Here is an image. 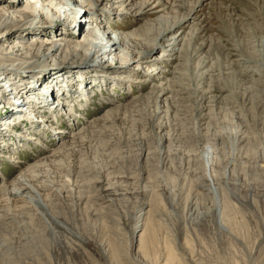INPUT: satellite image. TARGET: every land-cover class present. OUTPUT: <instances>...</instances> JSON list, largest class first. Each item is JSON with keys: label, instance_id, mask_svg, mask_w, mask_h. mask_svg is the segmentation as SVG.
<instances>
[{"label": "rangeland", "instance_id": "rangeland-1", "mask_svg": "<svg viewBox=\"0 0 264 264\" xmlns=\"http://www.w3.org/2000/svg\"><path fill=\"white\" fill-rule=\"evenodd\" d=\"M103 5V33L112 40L139 54L154 42L161 48L153 51L152 64L134 74L95 70L94 87H79L73 97L75 104L81 102L75 116L67 111H75L71 103L56 113L59 94L51 88L47 95L44 78L0 73V89L10 94L13 81L27 82L28 89L36 81L57 120L50 123V116L39 125L31 116L25 129L12 121L14 107L0 94V127L16 129L0 130V188L24 173L28 196L39 198L48 213L78 234L71 240L61 233V241L70 240L66 248L46 250L38 263L257 264L264 217L244 202L255 197L257 187L264 190V180H256L264 172V0H107ZM187 22L168 40L159 37L168 25ZM181 33L182 43L174 48L171 39ZM7 47L15 53L9 43L0 50ZM59 78L64 84L79 81L76 75ZM105 81L111 85L103 88ZM26 93L19 105L33 95ZM60 130L68 136L55 135ZM63 142L70 147L50 163L49 150ZM102 196L111 201H99ZM2 200L0 217L18 210L27 227L5 221L14 236L1 232L0 248L12 239L17 252L32 251L30 237L38 235L33 223L42 219L41 211L31 202L16 209ZM19 256L7 261L15 263Z\"/></svg>", "mask_w": 264, "mask_h": 264}, {"label": "bare ground", "instance_id": "bare-ground-1", "mask_svg": "<svg viewBox=\"0 0 264 264\" xmlns=\"http://www.w3.org/2000/svg\"><path fill=\"white\" fill-rule=\"evenodd\" d=\"M106 1L107 0H31L29 3H23L22 0H0V46L2 44L9 43V45L11 44L13 46L15 51V53L10 52L12 48L9 49L8 47V49L6 48L4 51L0 50V73L5 75L7 72H12L14 75H20L22 72H25L24 74L26 75L20 76L24 78L30 74H37L36 76H38L41 80L44 78L47 83L43 82L44 84L42 86L46 85L49 88H47V95L50 94L51 88L53 89L54 95L59 94V100L61 101V104H59V102L58 107L55 108L56 113L57 111L59 113L62 112V108L60 107H63L64 110V108L68 106V103H71L75 111H70L69 108L67 111L74 114L75 116L78 112L77 108L81 102L75 104L73 102V97H77L79 94V87L86 86L84 87V90L88 89V85H92L94 87L95 84H92V80L94 79L91 74H93L95 70H98L100 73H102V70H106V73L110 71H117L116 69H118L119 73L134 74V72L143 69V66L152 64V53L154 50L160 49L161 44L159 45L157 42H154L153 44L151 43L152 46L150 45L146 51H143L139 54L136 53L135 50L123 47L124 45L122 46V40H112L109 35L103 33L107 22L101 20L100 17L101 15L105 14L104 10L101 8H104L103 4ZM126 13L127 12L125 11H121V14ZM189 22L181 25H168L162 30V32H160L159 37H161V40L163 41L168 40V37L173 35L172 33L179 32V28L183 30L184 27L189 24ZM86 26L87 28L85 29ZM42 27H45L46 29L42 30ZM175 27L178 29H174ZM182 35L183 33L171 39L174 48L182 43V41H179ZM29 39L30 41H28ZM47 39H49V41ZM31 41L32 43L29 45V47L20 48L19 46H16L18 43L28 44ZM245 59H247V57H245ZM12 63L13 65L7 67L8 65L6 64ZM45 70H48V72ZM62 74L71 76L76 75V77H79V81H75V83L64 84V81H62L63 78H59V75ZM113 78L115 81H121L122 79L118 76H114ZM71 79L74 80V78ZM95 79L96 82H98L102 79V77H95ZM51 80H57V83L54 84ZM22 83L23 85L17 86V83L13 81L12 88H14L15 92H12L11 94L8 90H3V88L0 89V94H2V97L5 99V105L14 107L9 116L15 119L11 120L17 121V124L21 123V127L25 129L27 128L26 126L32 122V119L30 118L31 116L36 118L34 121L39 125L44 124L43 122H46L47 118L50 119V116V123L57 121L56 118L52 117L54 116L53 111L48 108V103L50 102L47 99L48 96L45 92H42L41 95L39 94L41 91L38 88L39 85H35L36 81L31 84L29 89L27 82L22 81ZM103 83H105V85H102L103 88L111 85L109 81L107 83L106 81ZM71 87L74 89L76 88L77 90L75 91ZM56 89L59 91H56ZM73 91L74 93H72ZM24 92H27V95L31 92L33 95L28 99L26 98L27 100H25L23 104L19 105L20 102L24 101L22 100V98H24ZM72 94L73 96L71 97ZM8 99H10V101ZM13 99L16 100L15 103ZM64 103L67 105H64ZM67 116L69 118L71 117L69 114ZM9 123H11L10 125L13 124L12 122ZM51 129L54 128L51 127ZM0 130L1 133L3 130L12 132L4 125L0 127ZM15 130L16 129L13 128L12 133H14ZM68 134V132L61 130L58 133H55L57 136L64 135L65 138L68 136ZM72 136H69V138L73 139L76 137ZM25 140L30 143L32 140H34V138H27ZM68 147H70L68 143L63 142L59 149L54 151H50V149L48 153L53 154L47 159H49V161H53L54 156L60 154L65 148L67 150ZM204 155H207V152L204 153ZM26 179L27 178L25 174L21 173L11 183L0 188V196H2V199L7 198L9 204L14 206L12 208L18 209L16 207L18 204H22L23 202H31L39 209V211H41L40 213H42V219L33 223V227L36 228L38 235H35L34 237L31 236V240L27 238L30 240L29 246L32 249V251H29L28 253H23V251L22 253L17 252L14 249V240L11 239L9 241H5V243H3L0 248V259H2V261L0 260V264H9L10 262L7 260H11V256H17L21 254L22 256H19L17 261L13 259L15 263L10 264H40L38 263L40 256L46 250L49 251V249H51L58 252L64 248V242L67 240H62L63 242L60 240L59 235L61 233H63V237L66 234L71 240L72 238H70V236L74 237L78 235L75 234L71 228L66 226L67 224L65 225L63 222H61L58 217L48 213L46 205L39 198L36 199L35 197L28 196V181ZM260 179L264 180V172L257 176L256 180ZM254 193L255 197L253 199L249 198L248 200H245L244 203L246 205H250L252 208V214L259 215V217H264V190H261V187L259 186L254 191ZM99 201L107 202L111 201V199L107 196H102ZM0 202L2 203L4 201L2 200ZM0 210H2V208H0ZM15 211L14 214L9 211L7 215L0 217V233H9L10 236H14V230L9 228L4 223L5 221L7 223V220H10V222L13 220V222L17 223L19 228H24V226L27 227L26 216H24V214L21 212L19 213L18 210ZM232 215L233 213H230L231 222L233 217ZM232 226L235 227L234 223ZM260 228L264 230V223H260ZM260 234V241L258 242L264 244V232ZM49 239L51 241H49ZM69 239L68 241H70ZM145 240H143V243ZM151 240L152 238L150 241ZM150 241H148V243ZM4 257H7V259ZM257 262V264H264V247L260 251V256L258 257Z\"/></svg>", "mask_w": 264, "mask_h": 264}]
</instances>
